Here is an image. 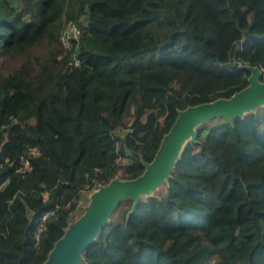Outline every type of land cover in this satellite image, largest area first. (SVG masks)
I'll return each mask as SVG.
<instances>
[{"label":"trees","instance_id":"16d2710c","mask_svg":"<svg viewBox=\"0 0 264 264\" xmlns=\"http://www.w3.org/2000/svg\"><path fill=\"white\" fill-rule=\"evenodd\" d=\"M61 14L83 24L76 67L27 51ZM24 51L0 74V264H41L78 191L139 175L179 110L245 87V65L264 80V0H0V55ZM163 185L78 264H264V103L197 127Z\"/></svg>","mask_w":264,"mask_h":264},{"label":"water","instance_id":"95a60500","mask_svg":"<svg viewBox=\"0 0 264 264\" xmlns=\"http://www.w3.org/2000/svg\"><path fill=\"white\" fill-rule=\"evenodd\" d=\"M248 69L251 70L247 76L248 84L229 97L216 98L179 110L169 130L162 136L152 159L144 164L143 171L134 178L112 179L100 186L91 195L83 213L70 222L53 243L41 264H78L82 260L81 250L93 240L110 210L122 197L130 196L133 199L130 206L132 209L140 193L148 191L166 177L183 137L190 135V140H193L192 126L195 123L214 116L230 119L232 115H242L264 103V82L258 81L260 69L256 66Z\"/></svg>","mask_w":264,"mask_h":264},{"label":"rangeland","instance_id":"374dc122","mask_svg":"<svg viewBox=\"0 0 264 264\" xmlns=\"http://www.w3.org/2000/svg\"><path fill=\"white\" fill-rule=\"evenodd\" d=\"M7 1L10 5H12L16 8L19 7L20 0H7ZM80 18H81V20L84 19V13L80 14ZM65 20H66V16L61 14L60 18L58 19V26H59L58 30L63 27ZM84 45H86L85 42H84ZM27 51L30 54H33V56H36V60H43L44 58L48 57V55L51 53H53V54L56 53L57 54L56 58H60V56H62V53H63V51H61V47H60L58 42H53V41L49 42V41H45V40H42L40 43H38L34 47L28 48ZM26 55H27L26 51H24L22 53V57H20V56L16 57L13 54L12 55H8V54L0 55V74H4V76H7L9 74V71L12 69V67L17 65V63L19 61L21 62L22 60L27 59V57H25ZM32 59H33V57H31V59H28V60L32 61ZM248 67H253V66L245 65V69L248 70L249 74H251V70L248 69ZM258 81L264 82V80L262 78L261 71H260V76L258 78ZM223 118H224V116H214V117L209 118V119H204L202 121L195 123L192 126V130L195 131V129L197 127H200L203 124H210L216 120H221ZM129 121H130L129 116L124 118V122L126 125L129 123ZM125 132H126L125 126L124 127L120 126V127H117L113 131V135L122 136ZM187 139L190 140V135H185L183 137L182 143L184 141H186ZM116 161L119 165H121V164L126 162V158L119 157V158H117ZM166 176H167V174H166ZM112 179H121L120 178V172L117 171L110 180H112ZM164 179H165V177H163L162 180L158 181L148 191H146L144 193H140L139 199H143L144 197H146L147 195H150V194L161 195L163 192V189H164V185H163ZM97 186H102V185H93V186L88 187V188H82L81 190L78 191V198L76 201V205H75V208L73 209V211H71L68 215L67 225L83 213L85 207L90 202L91 195L96 191ZM132 201H133V199L130 196L122 197L118 201V203L110 210L106 220H108V219L111 221L118 220L122 214V211L126 210L127 207L131 206ZM67 225H66V227H67ZM210 263L211 264H217L216 259L212 258L210 260Z\"/></svg>","mask_w":264,"mask_h":264},{"label":"built area","instance_id":"2783aa9c","mask_svg":"<svg viewBox=\"0 0 264 264\" xmlns=\"http://www.w3.org/2000/svg\"><path fill=\"white\" fill-rule=\"evenodd\" d=\"M80 25H83L79 22L72 20H66L63 27L60 29L58 34V40L61 45L62 51L67 52L66 66L67 67H76L80 65V58L78 57V48H79V38L81 36L82 28ZM29 152L32 154L37 153L35 147L29 148ZM23 168H27L26 160L23 161ZM53 210L45 211L35 228L34 238L37 239L40 230L43 228L44 219L51 215Z\"/></svg>","mask_w":264,"mask_h":264},{"label":"bare ground","instance_id":"6f19581e","mask_svg":"<svg viewBox=\"0 0 264 264\" xmlns=\"http://www.w3.org/2000/svg\"><path fill=\"white\" fill-rule=\"evenodd\" d=\"M100 189V186H98L97 188H96V190H99Z\"/></svg>","mask_w":264,"mask_h":264}]
</instances>
